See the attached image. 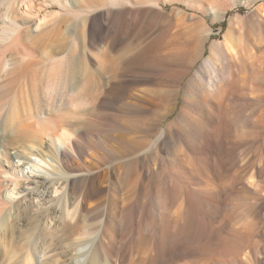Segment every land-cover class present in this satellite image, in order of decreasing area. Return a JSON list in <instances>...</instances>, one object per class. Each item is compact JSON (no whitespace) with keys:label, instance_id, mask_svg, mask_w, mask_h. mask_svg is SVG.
Segmentation results:
<instances>
[{"label":"rangeland","instance_id":"374dc122","mask_svg":"<svg viewBox=\"0 0 264 264\" xmlns=\"http://www.w3.org/2000/svg\"><path fill=\"white\" fill-rule=\"evenodd\" d=\"M130 1L140 6L113 9L110 36L97 13L50 9L60 45H47L52 32L21 35L0 117L49 104L53 133L56 121L79 133L78 163L117 164L109 187L72 186L94 204L113 196L101 264H264V0ZM0 132L5 145L19 136Z\"/></svg>","mask_w":264,"mask_h":264},{"label":"bare ground","instance_id":"6f19581e","mask_svg":"<svg viewBox=\"0 0 264 264\" xmlns=\"http://www.w3.org/2000/svg\"><path fill=\"white\" fill-rule=\"evenodd\" d=\"M120 1L101 0L99 5L88 2L85 7H78L77 0H0V82L14 69V60L7 53L17 46L22 34L32 33L33 30L52 32L54 38L48 39L47 45L49 42L60 45L57 33L63 28L62 22L58 15L51 19L53 13L50 9L58 8L67 14L76 10L74 16L79 13L83 15V11L97 13L102 32L110 36L112 32L107 25L111 22L113 9H137L140 6L132 4L130 0ZM126 10L118 13L123 15ZM66 57V54L48 55L41 61L43 66L55 64L56 61L60 65V61ZM19 58L17 60L22 62V57ZM209 61L210 58H207L204 64ZM1 89L0 97L3 94ZM45 92L49 97V87ZM46 107V110H39L36 114L29 111L19 116L16 114L17 117L10 108L0 117V131L8 128L12 133L19 132L17 138L7 143L10 148L0 141V264H101L102 259L95 250L109 210L113 207V196L108 191L105 204L103 200L99 202L104 204L101 206L92 203V197L89 200L86 194L74 197L72 186L81 178L93 179L103 187V183L108 186L107 182L115 174L117 167L114 165L117 164L113 162L112 165L108 161L109 164H105L106 161L101 163L91 155L93 166L78 163V154L75 155L71 147L72 143L78 142H74L75 130L73 133L71 131L74 127L68 128L56 121L53 125L57 132L53 133L48 117L50 111L56 113V110L50 108L49 104ZM38 129L42 130V137L37 133ZM75 132L79 134L77 130ZM77 151L80 153L79 149ZM81 155L78 156L88 157L87 153L86 156ZM91 213L102 217L97 231L87 224L88 216H97H90Z\"/></svg>","mask_w":264,"mask_h":264}]
</instances>
